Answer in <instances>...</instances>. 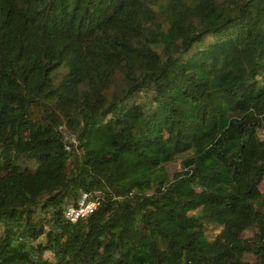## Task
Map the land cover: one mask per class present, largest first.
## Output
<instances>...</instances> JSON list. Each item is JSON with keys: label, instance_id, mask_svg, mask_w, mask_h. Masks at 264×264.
Wrapping results in <instances>:
<instances>
[{"label": "trees", "instance_id": "obj_1", "mask_svg": "<svg viewBox=\"0 0 264 264\" xmlns=\"http://www.w3.org/2000/svg\"><path fill=\"white\" fill-rule=\"evenodd\" d=\"M263 185L264 0H0V264H264Z\"/></svg>", "mask_w": 264, "mask_h": 264}, {"label": "built area", "instance_id": "obj_2", "mask_svg": "<svg viewBox=\"0 0 264 264\" xmlns=\"http://www.w3.org/2000/svg\"><path fill=\"white\" fill-rule=\"evenodd\" d=\"M97 209V202L92 200L89 195L84 194L78 203L69 206L65 211V217L71 222H77L81 218L91 215Z\"/></svg>", "mask_w": 264, "mask_h": 264}, {"label": "rangeland", "instance_id": "obj_3", "mask_svg": "<svg viewBox=\"0 0 264 264\" xmlns=\"http://www.w3.org/2000/svg\"><path fill=\"white\" fill-rule=\"evenodd\" d=\"M69 141L73 142L74 140L72 138L69 137ZM180 160L175 163V164H171L168 169L170 170V172H175L177 170H180ZM262 190H264V185L261 188ZM221 231V228H215V227H211V229L209 230V235L210 237L215 236L216 234H218Z\"/></svg>", "mask_w": 264, "mask_h": 264}]
</instances>
